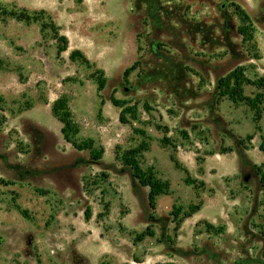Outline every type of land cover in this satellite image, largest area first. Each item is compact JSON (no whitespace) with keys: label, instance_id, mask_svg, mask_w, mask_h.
<instances>
[{"label":"rangeland","instance_id":"1","mask_svg":"<svg viewBox=\"0 0 264 264\" xmlns=\"http://www.w3.org/2000/svg\"><path fill=\"white\" fill-rule=\"evenodd\" d=\"M236 68L264 81V0H0V264H264V88L257 120L218 99Z\"/></svg>","mask_w":264,"mask_h":264},{"label":"trees","instance_id":"2","mask_svg":"<svg viewBox=\"0 0 264 264\" xmlns=\"http://www.w3.org/2000/svg\"><path fill=\"white\" fill-rule=\"evenodd\" d=\"M12 17H14L17 21H22L25 23H29L30 21L36 20V18H31L25 13L20 14H11ZM49 29L52 31L55 40L58 43V47L56 48V54L59 55L61 52H63L66 48V39L62 36H59L57 33V29L54 27L53 24L48 25ZM75 58H79L83 63L87 65V61L82 56L81 53L78 51H73L69 55L70 60H74ZM131 68H128L124 71L123 76L126 77L129 71H131ZM97 76V89L101 91L104 88L105 80L103 78L102 72L98 71ZM245 85H251L255 86L257 88H264V81L256 80V81H250L244 76V72L242 68H236L233 71H231L227 76L223 78H219L216 81V95L218 99L226 98L229 100L232 104H238V103H244L254 114L255 118L254 120L259 119L261 111L259 109V105L262 103V95L256 94L253 98H248L243 95V86ZM1 100V99H0ZM110 102L115 107L121 108L123 103L114 100L113 98H110ZM65 110V104L61 101L56 102L55 105L52 107V113L54 116L58 117L60 119V122L65 127L62 129V132L66 129V127H69V121L67 120L68 113L64 112L61 117H59V114L61 111ZM121 123H124L122 114L119 118ZM73 147L79 151L81 150H87L89 152L90 158L95 161L98 160L100 157L99 152H93L91 142H86L82 144H72ZM260 151L264 152V143L259 145ZM136 154L137 152L135 150H130L124 152L120 160L124 167H126L130 172L132 178L141 186L148 189L147 193V206L148 208L153 211L155 207V199L166 193L168 189V184L166 182H161L158 180L155 176H153L151 173H144L137 161H136ZM257 175L259 176V184L261 187V190L263 191V198H264V172L262 173L260 169L257 168ZM186 184L192 183V180L189 179L187 176L185 180ZM202 185V183H200ZM198 205L190 206L187 216L192 215L198 210Z\"/></svg>","mask_w":264,"mask_h":264}]
</instances>
